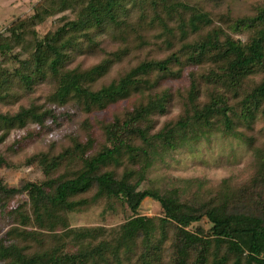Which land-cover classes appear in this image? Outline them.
I'll list each match as a JSON object with an SVG mask.
<instances>
[{
    "label": "trees",
    "instance_id": "1",
    "mask_svg": "<svg viewBox=\"0 0 264 264\" xmlns=\"http://www.w3.org/2000/svg\"><path fill=\"white\" fill-rule=\"evenodd\" d=\"M50 17L54 26L39 33L36 27ZM149 34L153 45L170 53L145 58L106 81L121 55L102 42L127 44L129 39L149 45ZM99 51L98 63L67 66L73 54ZM183 62L207 63L212 89L200 101L199 81L190 73L183 114L153 133V115L166 112L172 100L170 89L159 82L179 76ZM11 77L28 90L50 77L55 81L50 99L63 106L73 103L85 113L132 95L139 101L100 122L103 142L86 131L82 140L56 154L30 155L25 163H37L45 179L10 186L0 177V264H123V258L126 264H264V190L227 188L217 203L195 205L182 199L176 187L139 188L154 157L151 148L172 149L194 126L211 127L216 120L232 128L223 88L240 92L238 117L247 124L264 118V1L224 27L215 26L209 11L194 0H39L31 14L0 32L1 100ZM49 110L39 112L31 105L0 113V138L28 122L42 128ZM260 131L264 138V126ZM243 140L257 155V178L264 184V141L255 143L250 135ZM1 165L13 166L0 156ZM93 188L131 212L116 234L101 227H70L68 215L81 204L78 196ZM145 198L158 202L162 214H138ZM199 222L207 226H194Z\"/></svg>",
    "mask_w": 264,
    "mask_h": 264
},
{
    "label": "rangeland",
    "instance_id": "2",
    "mask_svg": "<svg viewBox=\"0 0 264 264\" xmlns=\"http://www.w3.org/2000/svg\"><path fill=\"white\" fill-rule=\"evenodd\" d=\"M37 1L39 0H0V32L15 18L31 14L32 7ZM194 1L209 11L215 26L225 27L231 17L252 14L255 5L264 0ZM53 26L54 17H50L37 26L36 30L43 33ZM152 30L144 31L143 34L146 36ZM205 31L206 29L202 30V32ZM149 37V45H142L140 40L131 42L128 39L127 44L125 40H104L102 46L105 49L114 50L121 55V59L114 61L104 79L111 80L145 58L161 59L170 53V50L164 47L153 45V36L149 34ZM176 48L177 46H174L172 50ZM102 56L101 51L93 55L73 54L68 60L67 66H91L98 63ZM12 67L13 65L10 68ZM208 69L207 63L187 65L183 62L179 76H169L159 82L160 85L163 84L170 89L172 100L168 104L166 112L161 115H153L151 132L155 133L161 130L165 122L175 121L183 114V100H185L184 96L189 88L190 73L199 81V100L207 99V93L213 86L212 81L207 80L211 76ZM44 80L34 84L31 90H28L21 87L15 77H11L10 87L7 89L8 94L4 99H0V113L11 114L18 111L20 107L31 105H35L39 112L50 109L42 128H38L35 123L28 122L26 127L12 128L2 139L0 138V156L5 162L13 165L12 167L1 165L0 177L10 186H17L22 180L41 181L45 179V174L37 163L30 165L25 163L30 155L41 151L56 154L73 145L74 140H82L86 131L92 132L98 142H103L104 136L100 122L106 123L116 113L120 116L123 108L131 107L139 101L138 95H132L128 99L110 104L102 110L93 109L89 113H85L73 103L63 106L53 102L50 99V93L55 86V81L50 77ZM222 91L229 95L232 128H224L222 122L216 120L211 127L194 126L186 134L188 136L196 134V136H182L181 143L172 149H164L162 146H158L156 149L151 148V154L154 157L152 156V163L147 170L145 179L140 183V189L158 188L163 190L176 187L182 195V199L195 205L206 200L215 202L227 188L245 193L264 190V184L260 183L257 178L256 169L259 162L257 155L254 149L243 140V137L250 135L255 137V143L264 141L262 134L260 135V128L264 126V118L256 117L247 124L245 119L238 117L240 92H234L227 88H223ZM85 118H88L89 123L84 124ZM204 129L206 130L204 131ZM27 131H29L28 135ZM21 134H24V137L19 142H14L15 137L17 138ZM0 136H3L1 130ZM121 169L119 168V170ZM78 199L81 204L68 215L70 227H101L111 234H116L119 225L131 216V212L119 200L99 197L96 194V188L80 194ZM138 214L158 216L162 214V209L154 199L145 198L138 209ZM0 225L3 226V223ZM198 225L207 226V223L194 224V226ZM122 263H127L125 258Z\"/></svg>",
    "mask_w": 264,
    "mask_h": 264
}]
</instances>
